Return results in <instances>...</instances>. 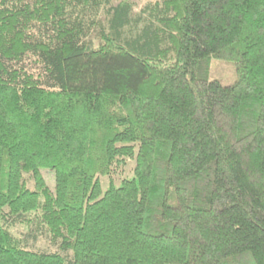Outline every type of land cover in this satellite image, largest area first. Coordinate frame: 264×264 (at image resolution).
Here are the masks:
<instances>
[{
	"label": "trees",
	"instance_id": "obj_1",
	"mask_svg": "<svg viewBox=\"0 0 264 264\" xmlns=\"http://www.w3.org/2000/svg\"><path fill=\"white\" fill-rule=\"evenodd\" d=\"M139 1L0 0V264H264V0Z\"/></svg>",
	"mask_w": 264,
	"mask_h": 264
},
{
	"label": "rangeland",
	"instance_id": "obj_2",
	"mask_svg": "<svg viewBox=\"0 0 264 264\" xmlns=\"http://www.w3.org/2000/svg\"><path fill=\"white\" fill-rule=\"evenodd\" d=\"M159 0H142L137 3L135 8L138 11L146 2H156ZM209 79L216 80L220 82L222 85H231L235 81V72L234 65L225 60L213 59L209 64ZM44 179L46 180L47 185L53 189L54 188V173L52 170L44 169L41 170ZM131 178V176H129ZM264 178V177H263ZM105 185V184H104ZM32 186V184L30 185ZM29 245V244H28ZM35 247H39L40 249H48L49 246L46 242H40ZM53 251V250H51Z\"/></svg>",
	"mask_w": 264,
	"mask_h": 264
}]
</instances>
